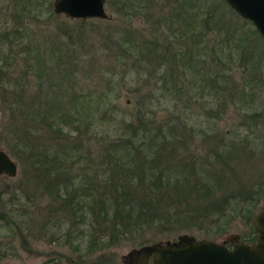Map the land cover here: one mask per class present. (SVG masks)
<instances>
[{"label":"rangeland","instance_id":"1","mask_svg":"<svg viewBox=\"0 0 264 264\" xmlns=\"http://www.w3.org/2000/svg\"><path fill=\"white\" fill-rule=\"evenodd\" d=\"M51 2L0 0V148L16 163L0 174V264H129V250L182 233L253 241L251 215L264 201V39L252 22L225 0H104L106 19L57 14ZM105 179L118 195L135 183L136 201L165 184L169 198L87 252L91 235H105L89 209L107 195ZM198 182L251 211L201 208L190 191ZM73 189L85 193L74 201Z\"/></svg>","mask_w":264,"mask_h":264},{"label":"water","instance_id":"2","mask_svg":"<svg viewBox=\"0 0 264 264\" xmlns=\"http://www.w3.org/2000/svg\"><path fill=\"white\" fill-rule=\"evenodd\" d=\"M241 17L252 22L264 39V0H225ZM52 11L70 18H109L104 0H52ZM16 163L0 148V174L12 176ZM253 241L230 235L231 247L207 238L195 239L182 233L174 240L154 241L127 252L129 264H264V201L251 215Z\"/></svg>","mask_w":264,"mask_h":264},{"label":"trees","instance_id":"3","mask_svg":"<svg viewBox=\"0 0 264 264\" xmlns=\"http://www.w3.org/2000/svg\"><path fill=\"white\" fill-rule=\"evenodd\" d=\"M80 20H82V19H80ZM189 23L190 22L187 21L186 24H183L181 31L183 32L182 34L184 35V38L185 37L187 38L188 32L189 33L192 32L190 30H187V27L188 28L190 27ZM130 36H132V34L130 35L129 33H126L123 36L122 40L124 39L123 41H125L127 43L129 42V45L131 44V45L135 46L136 45L135 42L137 43V41L132 39ZM117 41H118V36H117ZM140 46L142 48H144L145 44L141 41ZM123 50H127V47H124ZM182 52L183 51H180L179 59L182 62H186L185 61L186 56L184 57V53H182ZM149 56H150V52L148 51V57ZM4 65L6 66V64H4ZM5 69H3V65H1L0 66V73L3 74L4 72H6ZM162 88H165V86H162ZM9 93L11 94L12 97L15 95L13 90H10ZM59 116L62 118L63 115L60 113ZM223 145H226V144H223ZM215 148L216 149H222L220 147V144L217 145V147H215ZM227 152L232 153L229 150H227ZM123 167L125 169L128 168L122 164L121 170L123 169ZM158 177L159 176H154V178L152 180H150V183L153 184L154 182L161 179V177L160 178H158ZM111 180H112V178L110 179V181ZM105 182H106L107 187L103 188V191L105 189L107 195H105L103 198L93 197L92 204L89 206V209L91 212V214H90L91 222H93V225L96 228L103 229L105 235L104 236H94V234L91 235L89 238V242L86 244L87 252H92L93 250H96V249H101V250L106 249L112 243V237L113 236H116L115 238H117L118 236L124 237L126 235V233L130 230L129 227H134V226L139 227V226L143 225V223H145L147 220H149L150 217H152V218L154 217L155 213H153V210H155V212H156V208L161 205L160 203L163 201V199L169 198L168 196H166L168 189L165 188L166 187L165 184H162L163 189L157 188V190H153L150 187H147V189L145 191L146 195L143 197L146 199H141L139 201H136V198H133L131 196V194H132L131 192H133L131 190H132V188H135L134 187L135 183H132V182L121 183L120 186H124V187H126V189H123L120 192V194L118 195V194H113L111 191L112 189L114 190V188L112 187V182L108 183L109 179H107V180L105 179ZM128 183H131V184H128ZM117 188H118V186H117ZM129 188H131V189H129ZM73 190H74L73 192L76 193L75 189H73ZM190 191H191V193H193L195 195V197H197L199 199L204 198V199L200 200L201 208H209V207L210 208L217 207L219 209L231 208V211L233 213L237 212V208H238V210L242 211L244 213V215H246V216L251 211L249 203L241 202V201L246 200L244 198H240V199H233L232 198L231 199L229 197L223 198L221 196L220 197H211V194L214 192V187L211 184L206 183V182L195 183L194 186L190 189ZM84 193L85 192H80L79 194L83 195ZM178 193H182V192H178ZM79 194L76 193L73 196L72 200L77 201V200H75V198ZM66 195H68V194H66ZM109 195H111L110 199H109ZM66 200L68 202L72 201L69 199H66ZM131 200H134V202H132ZM238 202L240 204H238ZM212 214L213 213H208V215H212ZM219 216H220V214L218 215V217H214L211 219V222H214L216 224V226H218V227H220ZM253 232H254V230L251 229L249 234H252ZM251 239H252V236H251Z\"/></svg>","mask_w":264,"mask_h":264},{"label":"flooded vegetation","instance_id":"4","mask_svg":"<svg viewBox=\"0 0 264 264\" xmlns=\"http://www.w3.org/2000/svg\"><path fill=\"white\" fill-rule=\"evenodd\" d=\"M207 239H209V238H207ZM172 240H174V239H172ZM211 240H214V241H217V242H223V241H224V240H222V239H220V240L211 239ZM224 244L226 245L227 248H230V247H231V243H229V242H225V241H224ZM149 258H150V257H149Z\"/></svg>","mask_w":264,"mask_h":264}]
</instances>
